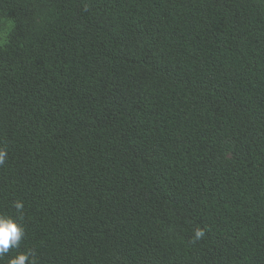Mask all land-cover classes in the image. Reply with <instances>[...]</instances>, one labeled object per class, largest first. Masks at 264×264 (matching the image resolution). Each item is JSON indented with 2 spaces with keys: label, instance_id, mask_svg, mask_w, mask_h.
<instances>
[{
  "label": "trees",
  "instance_id": "1",
  "mask_svg": "<svg viewBox=\"0 0 264 264\" xmlns=\"http://www.w3.org/2000/svg\"><path fill=\"white\" fill-rule=\"evenodd\" d=\"M0 16V216L25 229L0 264H264V0Z\"/></svg>",
  "mask_w": 264,
  "mask_h": 264
},
{
  "label": "clouds",
  "instance_id": "2",
  "mask_svg": "<svg viewBox=\"0 0 264 264\" xmlns=\"http://www.w3.org/2000/svg\"><path fill=\"white\" fill-rule=\"evenodd\" d=\"M7 153L4 150H0V165L5 163ZM14 207L18 213L23 212V202L17 201ZM25 235V229L18 223L17 220L0 216V259H2L10 248H18ZM204 235V232L197 229L194 234V241L200 239ZM33 253L31 251L21 253L9 260V264H36L33 259Z\"/></svg>",
  "mask_w": 264,
  "mask_h": 264
},
{
  "label": "rangeland",
  "instance_id": "3",
  "mask_svg": "<svg viewBox=\"0 0 264 264\" xmlns=\"http://www.w3.org/2000/svg\"><path fill=\"white\" fill-rule=\"evenodd\" d=\"M13 24L0 16V40L5 41L7 35L12 29Z\"/></svg>",
  "mask_w": 264,
  "mask_h": 264
}]
</instances>
